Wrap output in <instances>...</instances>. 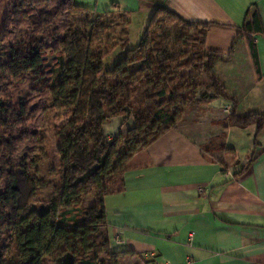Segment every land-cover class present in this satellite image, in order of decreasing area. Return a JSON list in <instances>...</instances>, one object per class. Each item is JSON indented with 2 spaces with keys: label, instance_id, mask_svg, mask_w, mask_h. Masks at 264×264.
Wrapping results in <instances>:
<instances>
[{
  "label": "trees",
  "instance_id": "obj_1",
  "mask_svg": "<svg viewBox=\"0 0 264 264\" xmlns=\"http://www.w3.org/2000/svg\"><path fill=\"white\" fill-rule=\"evenodd\" d=\"M49 1H11L0 29V86L10 101L8 86L30 73L34 89L39 85L49 90L53 108L68 129L59 148L61 185L56 198H37V180L29 166L15 159L28 139L38 146H44L45 139L27 128L28 104L6 107L0 99V181L5 182L0 192V264H46L45 258L59 249L61 264H106L100 259L103 251L111 264H117L121 253L111 251L108 240L98 244L93 237L108 224L105 197L122 189L120 179L133 156L177 128L187 106L217 97L232 100L229 124L256 123L257 134L264 127V116L238 114L235 98L214 71L215 62L224 56L206 48L209 23L188 22L160 5L141 37L134 39L130 16L114 2L116 11L95 13L84 26H71L61 37L55 25L57 15L87 13L90 8L63 0L62 10L37 11L38 5ZM22 16L34 31L16 40L17 19ZM114 17L116 32L123 31L122 42L106 21ZM246 17L242 31L263 32L257 9H249ZM49 52L57 55L53 63L46 58ZM198 65L211 80V99L195 100L189 95L191 82L182 71ZM109 78L115 83H109ZM112 117L133 119L134 124L110 137L105 124ZM86 194L98 197L97 206L82 208ZM74 208L80 212L78 217L70 215Z\"/></svg>",
  "mask_w": 264,
  "mask_h": 264
},
{
  "label": "crops",
  "instance_id": "obj_2",
  "mask_svg": "<svg viewBox=\"0 0 264 264\" xmlns=\"http://www.w3.org/2000/svg\"><path fill=\"white\" fill-rule=\"evenodd\" d=\"M75 2L98 14L116 11L114 2L130 18L144 14L143 24L131 19L138 34L160 5L209 23L206 48L224 56L214 71L238 114L264 116V30H241L249 9L264 27V0ZM232 103L217 97L190 106L177 128L133 156L122 189L105 197L104 238L121 253L117 264H264V127L257 134L256 123L230 125L223 107ZM131 121L109 118L105 130L113 137Z\"/></svg>",
  "mask_w": 264,
  "mask_h": 264
},
{
  "label": "rangeland",
  "instance_id": "obj_3",
  "mask_svg": "<svg viewBox=\"0 0 264 264\" xmlns=\"http://www.w3.org/2000/svg\"><path fill=\"white\" fill-rule=\"evenodd\" d=\"M11 1L16 2L17 0H0V29L3 26L5 13L12 8ZM62 2L63 0H51L48 3L38 5L37 11L62 10ZM89 12L69 15L64 11H61V13L58 14L55 18V25L60 31V36L63 37L69 27L84 26L89 19L95 18V13H93L92 11ZM151 15L149 16V18L151 17ZM144 18V14L143 16L133 15V17H131V19H136V21L138 22L137 24H143ZM113 20H116V17H114V19H106V21L110 24V32L112 34L116 32V24L112 22ZM17 22L19 23L18 28L14 33V39L20 40L26 37L28 33L34 31L30 22L27 18H25V16L18 18ZM14 24H17L16 21ZM147 24L144 26V29L140 34L138 33L139 28L141 27H138L137 29L132 31L134 39H138V37L142 35L147 27ZM38 35L41 36L40 33H38ZM115 35L118 37L119 42L123 41V39H121L123 37V31H118ZM172 35L173 37H176V34ZM47 43L51 45L53 42L48 38ZM56 56L57 55L55 53L49 52L46 58L50 63H53V58ZM61 58L63 63H66L68 61V58L66 56ZM134 68L135 67L132 66L131 69ZM182 73L186 74L190 79L191 89L189 95L191 98H194L195 100H199L200 98H212L213 93L209 88L211 80L204 72V70H201L199 68V65L196 68L183 70ZM108 81L109 83L114 84L116 80L109 78ZM33 86L35 85L32 76L30 73H27L25 79H23L22 81H14L10 86H8L7 92L10 94V101H7L5 99L4 92L2 91V86H0V99L3 102V105L6 107L11 105L14 108H20L24 103L28 104L31 120L27 128L30 132L37 133L39 135V138L45 139L44 146H38L34 139H28L25 144L19 148V154L17 155L15 160L17 163H24L29 166V173L31 177L37 180V198L42 201H49L56 198L59 193L58 191L61 185V176L63 172V165L60 160L59 148L63 139L62 137L68 134V129L66 128V126H64V119L60 117L53 108L52 97L49 90L43 89L42 87H39V85L36 86L38 89H34ZM192 106V108L195 107L194 105ZM189 107L190 106H187L185 107V109ZM199 108L201 109L203 108V106ZM186 111L187 110H185V112ZM4 115L7 116L6 114ZM131 123L132 125L134 124L133 119ZM131 123H128L126 125V129H128L127 127L129 126H132ZM4 189L5 182L1 180L0 192H4ZM81 200L82 208L85 209L88 207L97 206L98 204V197L95 194L83 195ZM70 215L71 217H78L80 215V212H78V209L74 208L72 209V213H70ZM104 236H106L105 226L100 227L93 238L94 241L99 244L106 240ZM60 252L61 249H59L55 254L46 257V264H61L62 259L60 257ZM100 259L105 261L106 264H111V259L107 255L106 251H103V253L100 255Z\"/></svg>",
  "mask_w": 264,
  "mask_h": 264
},
{
  "label": "built area",
  "instance_id": "obj_4",
  "mask_svg": "<svg viewBox=\"0 0 264 264\" xmlns=\"http://www.w3.org/2000/svg\"><path fill=\"white\" fill-rule=\"evenodd\" d=\"M223 108H224V111L227 112V113H229L230 110H231V106H230V105H226V106H224ZM154 264H162V263H161V262H157V261H155Z\"/></svg>",
  "mask_w": 264,
  "mask_h": 264
}]
</instances>
